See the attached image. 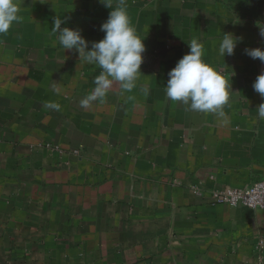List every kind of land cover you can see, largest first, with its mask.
<instances>
[{
	"label": "crops",
	"instance_id": "obj_1",
	"mask_svg": "<svg viewBox=\"0 0 264 264\" xmlns=\"http://www.w3.org/2000/svg\"><path fill=\"white\" fill-rule=\"evenodd\" d=\"M16 2L23 20L0 34V264H264V211L212 198L264 180V98L252 87L264 63L245 54L264 50V0H126L141 74L87 109L100 69L52 26L65 19L90 50L110 9ZM223 34L240 38L232 56L218 53ZM192 39L230 83L223 118L166 96Z\"/></svg>",
	"mask_w": 264,
	"mask_h": 264
},
{
	"label": "clouds",
	"instance_id": "obj_2",
	"mask_svg": "<svg viewBox=\"0 0 264 264\" xmlns=\"http://www.w3.org/2000/svg\"><path fill=\"white\" fill-rule=\"evenodd\" d=\"M100 3L110 9V12L106 22L100 26V31L105 33L104 38L92 42L90 50L89 42L80 30L62 27L65 19L55 18L52 26L56 39L64 50H75L80 60L100 69L92 81L95 86L79 101L82 109L90 108L94 102L103 101L114 83H118L122 91H132L141 74L142 54L146 51L144 38L137 34L131 24L126 0H116L115 5L112 0H100ZM19 11L16 0H0V34L7 33L22 22L23 17L19 15ZM260 35L264 38V26L260 27ZM239 42V37L223 34L218 48L219 55L232 56ZM188 46L190 52L168 73L166 96L173 102L187 106L190 111L215 113L223 118V108L230 98V83L222 72L203 62L204 46L200 41L192 39ZM245 54L264 63V50L260 48L245 49ZM252 87L264 98V74L257 76ZM55 91L57 95L60 94L59 88ZM45 108L58 112L61 105L49 101L45 103ZM256 112L260 119H264V103Z\"/></svg>",
	"mask_w": 264,
	"mask_h": 264
},
{
	"label": "built area",
	"instance_id": "obj_3",
	"mask_svg": "<svg viewBox=\"0 0 264 264\" xmlns=\"http://www.w3.org/2000/svg\"><path fill=\"white\" fill-rule=\"evenodd\" d=\"M214 203L264 211V180L247 188H228L212 193Z\"/></svg>",
	"mask_w": 264,
	"mask_h": 264
}]
</instances>
